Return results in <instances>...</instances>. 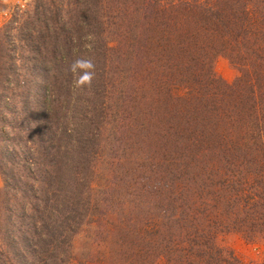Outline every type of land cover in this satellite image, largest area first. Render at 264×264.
<instances>
[{"label":"trees","instance_id":"trees-1","mask_svg":"<svg viewBox=\"0 0 264 264\" xmlns=\"http://www.w3.org/2000/svg\"><path fill=\"white\" fill-rule=\"evenodd\" d=\"M7 93L0 264H73L99 163L137 256L156 236L169 263L232 264L219 235L264 237V0H30L0 26Z\"/></svg>","mask_w":264,"mask_h":264},{"label":"rangeland","instance_id":"rangeland-1","mask_svg":"<svg viewBox=\"0 0 264 264\" xmlns=\"http://www.w3.org/2000/svg\"><path fill=\"white\" fill-rule=\"evenodd\" d=\"M29 1L0 0V26L9 18L13 8L17 6L24 7ZM212 69L215 77L227 84L233 83L240 76L237 65L224 55L216 56ZM7 95L10 99V107L5 108L2 106L4 100L0 102V130L10 133L11 130L4 126L3 122L5 119L11 120L12 114L8 113V110L13 107L15 102H13L9 93ZM106 168L104 163L98 164L92 189V211L73 239V264H172L167 259L166 250L161 252L162 246L158 245L156 236L153 242L146 243L138 256L136 251V257H134L135 253H132L126 242V236L130 232V220L133 218V213H135L132 205L134 199L132 200L127 196L124 197L122 204H118L116 192H112L113 184L111 182L117 183L119 174L114 173L115 169L112 166L108 167V170ZM122 179L125 180L124 177ZM2 185L3 182L0 177V189ZM147 200H150V198H147ZM142 209V216L146 220L157 224L158 209L154 205V201L144 204ZM150 233L152 231H148L147 234ZM118 237L125 238V243H120ZM216 244L223 251L222 255L232 264L264 263L263 236L249 237L236 231H229L219 235ZM120 253L125 254L127 259L131 258L132 260L125 262V259L119 256ZM191 258L182 263L185 264L189 261L190 264H200L195 258Z\"/></svg>","mask_w":264,"mask_h":264},{"label":"clouds","instance_id":"clouds-1","mask_svg":"<svg viewBox=\"0 0 264 264\" xmlns=\"http://www.w3.org/2000/svg\"><path fill=\"white\" fill-rule=\"evenodd\" d=\"M88 66L90 67L91 65H88ZM82 79L87 80V79H89V77L87 75H85Z\"/></svg>","mask_w":264,"mask_h":264}]
</instances>
